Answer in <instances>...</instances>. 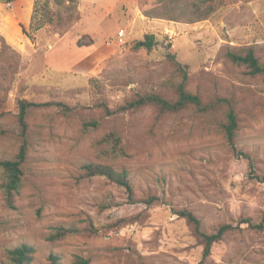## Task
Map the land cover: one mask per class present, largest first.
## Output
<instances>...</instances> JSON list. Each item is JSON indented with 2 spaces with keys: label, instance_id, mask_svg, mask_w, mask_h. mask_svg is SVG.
I'll use <instances>...</instances> for the list:
<instances>
[{
  "label": "rangeland",
  "instance_id": "obj_1",
  "mask_svg": "<svg viewBox=\"0 0 264 264\" xmlns=\"http://www.w3.org/2000/svg\"><path fill=\"white\" fill-rule=\"evenodd\" d=\"M193 1L79 0L70 9L35 0L34 27L42 26H25L28 35L21 20L30 2L0 5V159H12L22 143L20 100L76 107L29 115L25 182L15 208L6 202L0 172V264L22 243L36 247L31 264H52V253L62 264H77L78 255L89 264H264V228L242 224L203 261V241L172 209L192 210L208 233L243 218L264 224V78L225 56L253 46L264 63V0H225L201 21L189 8ZM12 26L22 44L7 39ZM10 32L16 41L17 31ZM147 34L156 38L151 50L138 45ZM173 60L206 109L145 106L108 115L106 107L139 94L176 100L184 77ZM232 109L239 122L235 146L221 129ZM88 118L100 126L85 127ZM111 128L121 133L126 155L106 159L99 141ZM86 162L126 170L138 200L161 201L131 203L124 187L103 176L84 178ZM90 221L99 226L95 234L47 239L54 226Z\"/></svg>",
  "mask_w": 264,
  "mask_h": 264
},
{
  "label": "trees",
  "instance_id": "obj_2",
  "mask_svg": "<svg viewBox=\"0 0 264 264\" xmlns=\"http://www.w3.org/2000/svg\"><path fill=\"white\" fill-rule=\"evenodd\" d=\"M18 0H0L1 4H4L7 8H13ZM58 4H64L70 9H76L79 0H55ZM166 2L167 0H160ZM225 0H194L189 5L192 13L195 15V21H201L209 19L210 16L224 4ZM35 6L34 11L36 12ZM23 32L28 35L25 25L21 24ZM34 17L31 23V28L38 30L42 25L37 24L35 26ZM156 42L154 34H147L144 41L139 42V46H144L151 50ZM93 44V43H92ZM88 44L87 46H91ZM225 56L232 64L243 66L246 72L252 76H262L264 78V63L257 55L253 46L243 48L239 51L228 49ZM173 66L177 71L183 74L184 81L178 86V98L176 100H170L158 93H146L139 94L136 98L126 102L117 108L110 109L106 107L108 115L117 114L124 111L136 110L145 106H154L160 112L166 111H180L189 105H195L199 109H206L207 106L203 104L201 97L188 90L187 88V71L182 67L181 63L173 60ZM56 105L60 107V110L65 113H73L76 107L69 106L63 102L47 101V102H32L27 99L19 101V110L17 113V121L20 128V135L22 143L19 150L12 159H0V172L2 175V189L5 195L7 204L10 207L15 208V200L17 195L21 192L25 182V171L23 164L26 161L29 154V115L37 108L50 107ZM85 127L97 128L100 126V121L96 118H88L84 121ZM239 127L238 117L235 111L232 109L227 114V121L222 124V131L224 132L227 141L235 146L234 142L237 138V130ZM99 143L104 147L101 149V154L106 159L120 158L126 155V150L123 145V137L121 133L115 129H109L105 135L100 139ZM84 171V178H90L94 176H103L112 183L125 188L128 193V199L131 203L143 201L148 205L161 201L160 197L149 196L144 200H138L136 198V192L132 180L126 170H118L113 165L108 163L99 162H86L82 165ZM174 213L186 218V220L192 225L196 234L201 238L204 243L203 261L208 258L212 253V247L215 243L219 242L225 234L241 229L242 224H248V227L255 229H263L264 224H255L251 218H243L238 221L237 224L226 223L218 227L213 233L205 231L201 219L190 209L172 208ZM129 219L124 218L120 222H127ZM99 231V226H96L93 221L89 222L86 227H81L76 223L71 225H57L52 227L47 239L51 241H57L64 239L71 235L77 234H95ZM36 251V247L29 243H22L14 248L8 250L9 260L5 264H31L33 255ZM52 264H62L61 257L57 253L50 255ZM77 264H89V260L78 255L76 257Z\"/></svg>",
  "mask_w": 264,
  "mask_h": 264
},
{
  "label": "crops",
  "instance_id": "obj_3",
  "mask_svg": "<svg viewBox=\"0 0 264 264\" xmlns=\"http://www.w3.org/2000/svg\"><path fill=\"white\" fill-rule=\"evenodd\" d=\"M31 4V6L29 7L30 11H29V15L27 17H24L22 18V23L25 25V26H31V23H32V17H33V13H34V6H35V0H28ZM0 5H1V2H0ZM0 20L2 21V17H0ZM11 31H17V40H11L9 35L11 34ZM5 32H6V36L8 37L7 39L9 41H11L12 43H18V44H22L21 42L22 41H25L24 36H22L19 28H14L13 26L12 27H7V29H5Z\"/></svg>",
  "mask_w": 264,
  "mask_h": 264
},
{
  "label": "built area",
  "instance_id": "obj_4",
  "mask_svg": "<svg viewBox=\"0 0 264 264\" xmlns=\"http://www.w3.org/2000/svg\"><path fill=\"white\" fill-rule=\"evenodd\" d=\"M119 36H120V37L124 36V31H120V32H119Z\"/></svg>",
  "mask_w": 264,
  "mask_h": 264
}]
</instances>
